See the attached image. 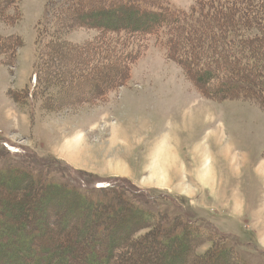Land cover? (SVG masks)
Instances as JSON below:
<instances>
[{
	"label": "rangeland",
	"instance_id": "1",
	"mask_svg": "<svg viewBox=\"0 0 264 264\" xmlns=\"http://www.w3.org/2000/svg\"><path fill=\"white\" fill-rule=\"evenodd\" d=\"M50 1L21 0L22 18L7 30L0 23V39L12 34L21 38L16 57L9 63L0 60V169L23 168L40 176L35 177L39 189L27 190V182L15 188L12 181L8 186L0 184L1 209L33 219L34 227L31 225L23 232L36 230L35 235L45 243L47 251L58 247L51 240L69 230L74 241L65 248L69 252L67 260L79 264L82 258L75 259L70 253H82L85 246L93 248L95 254L98 252L95 245L87 243L83 230L94 229L89 223L91 215L95 217L101 210L94 208L95 214L93 208L81 204L80 215L75 213L68 227L62 229L59 223H52L49 234L41 225L45 214L43 203L47 199L44 185L48 182L84 185V180L101 178L91 186L100 190L119 177H131L136 183L131 181L132 187L161 197L148 204L157 212L162 211L159 217L162 223L179 217L176 212L179 205L191 211L188 212L191 223L196 220L204 236L196 255L205 258L212 251L216 254L217 243L224 242L217 235H231L224 243H234L232 238L237 236L250 249L264 251V112L248 102H217L203 97L180 67L165 60L153 47L132 67L129 82L105 93L104 99L85 103L98 90L107 89V85L99 83L83 92L82 87L56 89L40 84L39 94L34 93L33 99L28 100L26 91L31 82H36L34 75L38 68L37 29L46 13L51 17L48 5L54 8L60 0ZM192 1L171 0V3L189 9ZM93 35V31L79 30L64 34L63 38L81 46ZM49 40L45 37V44ZM55 61L62 69L61 58ZM57 196V206L65 205L66 212L50 210L55 219L69 213L66 197ZM126 198L140 206L146 203L127 195ZM16 199H22L21 208L5 205V201ZM110 208L113 210L114 205ZM119 213L129 214L122 210L111 212L114 219L108 222L109 226L120 223L115 219ZM104 215L107 216L101 213ZM11 222V218L0 221V243H5L3 238L10 235L3 227ZM126 231L117 238H123ZM17 240L22 241V237ZM12 242L18 243L11 239L12 248ZM167 243L142 247L131 264H158L172 252L183 250L170 240ZM44 252L40 254L42 257L47 255ZM93 257L92 252L85 259ZM187 258L186 264L192 260L190 256ZM222 260L224 257L216 256L210 264H225ZM225 262L230 260L225 258ZM260 263L264 264V260Z\"/></svg>",
	"mask_w": 264,
	"mask_h": 264
},
{
	"label": "trees",
	"instance_id": "2",
	"mask_svg": "<svg viewBox=\"0 0 264 264\" xmlns=\"http://www.w3.org/2000/svg\"><path fill=\"white\" fill-rule=\"evenodd\" d=\"M20 5L21 0H0V23L4 30L22 18ZM47 9L51 17L46 13L45 22L43 20L37 29L38 68L34 75L36 82H31L26 91L28 100L33 99L34 93L39 94L40 84L56 89L59 86L65 89L82 87L80 92H83L99 83L107 85V89L98 90L85 103L104 99L108 91L126 85L132 67L150 49L157 48L165 60L180 67L203 97L217 102H248L264 112V0H193L189 9L174 6L171 0H60L54 8L48 5ZM79 30L94 32L87 44L75 46L64 41V34ZM15 35L0 39V56L4 57L0 60L5 63L16 57L21 45V38ZM45 37L50 38L46 44ZM58 58H61L62 69L55 61ZM49 165L47 163L46 167ZM33 175L23 168H2L0 184L8 186L12 181L15 188L21 182H27V190L39 189L37 179L40 176ZM100 179L84 180V185L48 182L43 189L47 199L43 203L45 214L41 225L49 234L52 223H59L62 229L68 227L71 217L75 213L80 215L81 204L93 210L98 207L102 214H107L101 216L92 210L96 215H91L89 223L94 229L85 228L83 231L87 233V243L95 245L98 252L95 254L93 248L85 246L82 253H70L75 259L82 258L79 264H124L125 261L131 264L142 247L151 243L165 246L169 240L183 250L172 252L158 264H165L168 259L171 261L167 264H182L177 260L186 264L188 256L192 259L188 264H210L216 256L224 257L222 262L225 264H252V260L259 264L264 260V251L250 249L251 246L242 244L237 236L232 238L234 243H224L231 239V235H217L224 242L217 243L216 254L212 251L205 258L196 255L204 236L196 220L191 223L192 217L188 215L191 211L187 207L179 205L178 210L176 207L179 217L162 223L159 218L162 211L157 212L148 204L161 197L132 187L133 184L124 178L115 179L114 184L100 190L91 187ZM59 194L66 197L70 215L66 213L55 219L57 217L54 218L50 210L61 214L66 212L65 205L57 206ZM126 195L143 199L146 203L140 206ZM6 203L22 207V199ZM1 205L0 202V221L11 218L13 222L3 227L11 233L3 238L5 243H0V264H41L42 261L44 264H70L67 260L69 252L65 248L74 239L69 230L53 242L51 240L50 243H56L58 247L47 251L45 243L35 235L36 230L23 232L31 228L33 219L22 218L13 210L3 211ZM111 205H114L113 210ZM121 210L129 214H117L115 219L120 223L109 226L108 222L114 219L111 212ZM122 231H126L125 236L118 239ZM19 236L22 237L20 242L17 240ZM159 236L161 238L156 239ZM11 239L18 242H12L13 248L9 246ZM32 240L36 242L27 244ZM239 250L245 254H240ZM42 251L47 255L42 257ZM92 252L94 257L86 261V256L89 258ZM225 258L230 262H225Z\"/></svg>",
	"mask_w": 264,
	"mask_h": 264
},
{
	"label": "crops",
	"instance_id": "3",
	"mask_svg": "<svg viewBox=\"0 0 264 264\" xmlns=\"http://www.w3.org/2000/svg\"><path fill=\"white\" fill-rule=\"evenodd\" d=\"M129 177V176H128ZM119 178H124V179H127V180H129L130 182L132 181L133 182V184L134 185H136V183L131 179V177H130V179H128V178H126V177H119ZM140 188H142V189H149V188H152V187H141L140 186ZM247 199V198H246ZM261 244V243H260ZM262 249H264V246H263V248Z\"/></svg>",
	"mask_w": 264,
	"mask_h": 264
}]
</instances>
